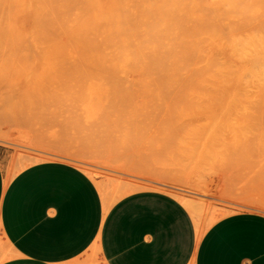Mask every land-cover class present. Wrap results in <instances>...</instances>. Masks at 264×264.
<instances>
[{
  "label": "rangeland",
  "instance_id": "1",
  "mask_svg": "<svg viewBox=\"0 0 264 264\" xmlns=\"http://www.w3.org/2000/svg\"><path fill=\"white\" fill-rule=\"evenodd\" d=\"M0 159L264 213V3L0 0Z\"/></svg>",
  "mask_w": 264,
  "mask_h": 264
},
{
  "label": "crops",
  "instance_id": "2",
  "mask_svg": "<svg viewBox=\"0 0 264 264\" xmlns=\"http://www.w3.org/2000/svg\"><path fill=\"white\" fill-rule=\"evenodd\" d=\"M0 159V264H264V213L221 217L198 238L180 199L139 190L105 212L80 167L45 160L6 182Z\"/></svg>",
  "mask_w": 264,
  "mask_h": 264
},
{
  "label": "bare ground",
  "instance_id": "3",
  "mask_svg": "<svg viewBox=\"0 0 264 264\" xmlns=\"http://www.w3.org/2000/svg\"><path fill=\"white\" fill-rule=\"evenodd\" d=\"M181 3H264V0H181ZM6 171V170H5ZM13 177V175H11L9 172L6 171V182L8 183L11 178ZM149 188L151 187L149 184H141V183H129V182H123V183H119L117 185V189H124V188H131L132 190L134 189H138V188ZM156 188H161V189H165L164 187L158 186ZM169 193L173 196H175L177 194L176 191L174 190H168ZM166 192V191H165ZM168 193V192H167ZM103 201H104V208H105V212L111 207V205L113 203H111L107 197L106 194L103 193ZM176 197V196H175ZM178 198V197H177ZM179 199V198H178ZM182 202V201H181ZM183 203V202H182ZM184 204V203H183ZM186 204V203H185ZM184 204V205H185ZM187 205L192 207L191 203L187 202ZM186 206V205H185ZM257 207V206H256ZM257 208H262L263 207H257ZM195 224H196V228H197V233H198V238L201 239L203 234L205 233V230H203V228L201 227V224L195 220Z\"/></svg>",
  "mask_w": 264,
  "mask_h": 264
}]
</instances>
